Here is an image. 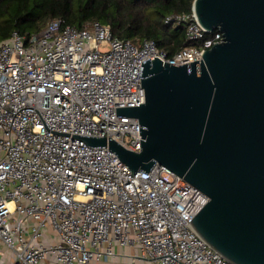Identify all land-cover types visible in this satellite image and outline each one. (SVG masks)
Wrapping results in <instances>:
<instances>
[{
  "label": "built area",
  "instance_id": "obj_1",
  "mask_svg": "<svg viewBox=\"0 0 264 264\" xmlns=\"http://www.w3.org/2000/svg\"><path fill=\"white\" fill-rule=\"evenodd\" d=\"M164 22L184 24L189 45L168 55L107 24L61 19L0 42V242L11 264H92L115 246L137 247L149 264H231L192 226L207 202L199 189L158 163L132 172L107 145L83 141L138 152L141 127L116 107L144 101L141 62L182 65L222 41L192 7Z\"/></svg>",
  "mask_w": 264,
  "mask_h": 264
},
{
  "label": "water",
  "instance_id": "obj_2",
  "mask_svg": "<svg viewBox=\"0 0 264 264\" xmlns=\"http://www.w3.org/2000/svg\"><path fill=\"white\" fill-rule=\"evenodd\" d=\"M193 11L222 41L200 60L141 62L144 101L116 107L137 119L140 150L105 146L132 172L154 163L199 189L207 202L197 234L231 264H264V0H194Z\"/></svg>",
  "mask_w": 264,
  "mask_h": 264
},
{
  "label": "trees",
  "instance_id": "obj_3",
  "mask_svg": "<svg viewBox=\"0 0 264 264\" xmlns=\"http://www.w3.org/2000/svg\"><path fill=\"white\" fill-rule=\"evenodd\" d=\"M194 0H0V42L12 32L28 37L52 19L84 28L92 22L110 27L113 36L137 44L151 39L172 55L189 44L184 24H166L173 13H188Z\"/></svg>",
  "mask_w": 264,
  "mask_h": 264
},
{
  "label": "crops",
  "instance_id": "obj_4",
  "mask_svg": "<svg viewBox=\"0 0 264 264\" xmlns=\"http://www.w3.org/2000/svg\"><path fill=\"white\" fill-rule=\"evenodd\" d=\"M137 247L115 246L114 255L106 259L94 260L92 264H149L146 259L138 256ZM0 264H11L10 253L0 242Z\"/></svg>",
  "mask_w": 264,
  "mask_h": 264
}]
</instances>
